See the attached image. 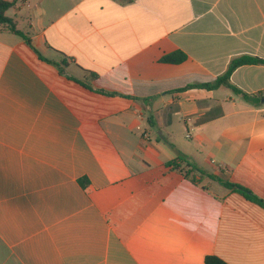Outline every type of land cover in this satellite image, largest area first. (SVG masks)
<instances>
[{
	"label": "crops",
	"instance_id": "1",
	"mask_svg": "<svg viewBox=\"0 0 264 264\" xmlns=\"http://www.w3.org/2000/svg\"><path fill=\"white\" fill-rule=\"evenodd\" d=\"M6 14L31 44L0 23V264H264V206L224 185L264 201V65L231 75L260 104L189 87L264 57V0Z\"/></svg>",
	"mask_w": 264,
	"mask_h": 264
},
{
	"label": "trees",
	"instance_id": "2",
	"mask_svg": "<svg viewBox=\"0 0 264 264\" xmlns=\"http://www.w3.org/2000/svg\"><path fill=\"white\" fill-rule=\"evenodd\" d=\"M18 1L19 0H12V1L0 0V23L7 26V28L11 32L23 36L26 42L30 45L31 44L30 39L24 33L16 29L15 22L11 17L7 16L6 14V12L9 9L14 8L16 6ZM186 58L187 56L185 53L181 51H176L162 56L160 61L171 64H179L185 61ZM46 61L58 66L56 62H53L51 60H46ZM250 64L264 65V57L251 56V55H242L236 57L233 60H231L227 70L222 75L218 76L214 81L209 83L193 84V85H189V87H200L208 90H215L218 89L219 87H226L231 89L235 94L242 96V98H244L245 100L251 101L252 103L255 104H260L261 98L243 92L242 90L234 86L231 82V75L238 67L242 65H250ZM95 76L96 75L94 74L93 77ZM99 92L107 93L103 90H99ZM107 94L112 95L113 93H107ZM177 160H179V158ZM177 160L172 161L169 164L176 166ZM78 182L84 189L88 187L89 181L86 177L79 178ZM224 185L234 191L241 193L246 199L255 202L261 206H264V201L256 197L249 189L241 185L229 183V182H224ZM204 264H228V263H226L225 261H223L222 259H220L215 255H209L205 258Z\"/></svg>",
	"mask_w": 264,
	"mask_h": 264
},
{
	"label": "rangeland",
	"instance_id": "3",
	"mask_svg": "<svg viewBox=\"0 0 264 264\" xmlns=\"http://www.w3.org/2000/svg\"><path fill=\"white\" fill-rule=\"evenodd\" d=\"M21 29H23V28H21Z\"/></svg>",
	"mask_w": 264,
	"mask_h": 264
},
{
	"label": "built area",
	"instance_id": "4",
	"mask_svg": "<svg viewBox=\"0 0 264 264\" xmlns=\"http://www.w3.org/2000/svg\"><path fill=\"white\" fill-rule=\"evenodd\" d=\"M190 136V135H189Z\"/></svg>",
	"mask_w": 264,
	"mask_h": 264
}]
</instances>
